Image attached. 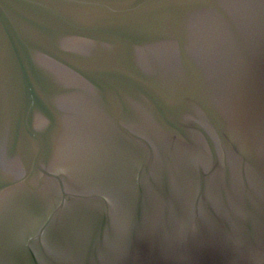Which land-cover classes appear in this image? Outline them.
Wrapping results in <instances>:
<instances>
[{"label": "water", "instance_id": "water-1", "mask_svg": "<svg viewBox=\"0 0 264 264\" xmlns=\"http://www.w3.org/2000/svg\"><path fill=\"white\" fill-rule=\"evenodd\" d=\"M0 264H264V0H0Z\"/></svg>", "mask_w": 264, "mask_h": 264}]
</instances>
